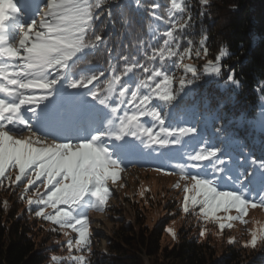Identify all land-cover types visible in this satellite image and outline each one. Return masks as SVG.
Returning <instances> with one entry per match:
<instances>
[{
	"label": "snow or ice",
	"instance_id": "6c2138e0",
	"mask_svg": "<svg viewBox=\"0 0 264 264\" xmlns=\"http://www.w3.org/2000/svg\"><path fill=\"white\" fill-rule=\"evenodd\" d=\"M200 2L207 6L209 0ZM112 3L113 0H0V186L5 179L12 185L26 180L27 193L43 178L44 193L36 187L33 196L22 194L20 199L26 200L29 209L39 208L37 217L78 233L75 243L71 238L66 242L71 264H88L87 257L72 255V249L91 253L88 210L106 209L113 193L109 181H117L122 164L130 163L143 149L155 152L181 145L185 137L201 136L199 125L179 126L187 123L180 116L184 111L180 101L192 92L190 86L201 75L219 77L224 67L221 61L229 55L222 45L215 59L207 60L202 70L183 64L185 76L179 79L178 87H173L169 62L175 66L173 57L182 61L192 51L197 58L202 53L207 56V36L199 40L195 49L193 41L188 40L189 47L180 51L183 33L192 27L193 20L187 0L183 4L181 0H170V7L166 0V14L156 11L160 7L157 3L146 7L142 0H131L133 8L165 22L167 27L160 34L163 44L152 47L149 54L140 47L146 42L140 41L137 52L143 51V62L129 53L118 56L113 63L114 49L95 29L102 14L97 10L108 8L110 18ZM133 23L134 18L122 11V28ZM156 37L157 31L153 30L151 39ZM102 45L108 53V69L99 73L91 66L74 70L78 62ZM141 69L146 75L138 79L136 70ZM105 71H111V75L104 87L89 88ZM226 82L239 86L233 71H229ZM142 118H150L151 126H146L149 120ZM25 131L28 136H23ZM215 131L226 142L223 147L203 139L199 150L182 153L181 159L187 157V161L176 166L182 179L192 181L183 189V211L190 214V201L192 210L198 205L205 220L229 207L238 209L241 216L227 219H243L249 205L264 206V160L245 152L233 161L229 154L231 140L223 125ZM16 169L13 180L11 171ZM189 169L198 171L191 174ZM190 191L194 192L191 196ZM4 207L7 208L6 201ZM45 207L55 213L46 212ZM231 226L219 224L220 229ZM168 231L175 238V230ZM199 235L204 237L205 230L201 229ZM258 242L264 243V228L253 231L244 247L255 248ZM229 243L235 241L230 239ZM50 259L57 262L62 258L53 255Z\"/></svg>",
	"mask_w": 264,
	"mask_h": 264
},
{
	"label": "trees",
	"instance_id": "16d2710c",
	"mask_svg": "<svg viewBox=\"0 0 264 264\" xmlns=\"http://www.w3.org/2000/svg\"><path fill=\"white\" fill-rule=\"evenodd\" d=\"M152 3L160 5L158 9L161 14L166 13L165 0H143L146 7ZM181 3L183 4L184 0H181ZM187 3L193 20L192 27L183 33L181 46L189 47L187 41L191 40L192 48L195 49L199 46V40L206 35V47L209 50L206 57L211 58L209 60H214L222 45L229 55L221 61L224 67L219 77L209 74L201 75L195 85L190 86L192 92L184 98L185 104L198 113L200 118H197L198 123L204 125L207 131L201 130V136L195 139L185 137L181 145L174 147L159 149L155 152L143 149L147 159L144 162L160 170H177V165L187 161V157L181 159V154L199 150L203 139L210 140L214 145L219 140L220 144L215 145L216 147L225 145L221 141V134L215 131L221 125H223L224 133H227L231 140L229 154L233 161L238 160L246 151L254 157L264 155V132L254 129L250 122L256 114L260 99L264 97V0H209L207 6H202L200 0H187ZM167 6L170 7V4L167 3ZM120 8L122 10L118 11L133 17L134 23L131 27L122 28L121 14L114 11L109 28H114L116 32L121 29V34L132 31L129 33L130 37L126 38L127 44L124 42L126 39L121 42L122 53L125 52L126 45L136 42L134 53L129 49L126 53H131L142 62L144 61L143 51L137 52L139 42H146L140 47L151 53L152 47H157L156 40L161 38L160 34L164 31H160L155 40L150 39L146 35L148 30L143 27L145 23H151L148 13L136 12L128 8L124 2ZM187 18L185 13L184 19ZM103 49L88 54L85 58L87 64H84V67L91 66L96 73L108 69V58L105 57L107 51L104 53ZM120 54V51L115 50L113 63H116ZM105 58L106 61H104ZM229 71L235 73L239 86L226 82ZM105 75L110 77L111 72ZM248 144L249 149H247ZM161 153L164 155L162 156ZM152 155L156 158L154 159ZM197 171L189 169L190 173L195 174ZM4 202V198L0 196V264H55L47 251L34 239L32 229L24 216L19 215L16 210L5 208ZM143 223L141 218H137L138 226ZM162 231L161 225L153 229L139 228L137 230L132 225L121 224L115 232V242L109 245L112 255L106 256L102 264H140L141 259L137 252L149 257H158L160 264H245L248 262L244 260L240 247L229 245L223 253L216 256L211 240H203L194 234H185L170 248L161 247ZM262 259L252 260L247 264H264Z\"/></svg>",
	"mask_w": 264,
	"mask_h": 264
},
{
	"label": "rangeland",
	"instance_id": "374dc122",
	"mask_svg": "<svg viewBox=\"0 0 264 264\" xmlns=\"http://www.w3.org/2000/svg\"><path fill=\"white\" fill-rule=\"evenodd\" d=\"M123 2L128 8L133 9L136 12H143L133 8L131 6V0H113V3L110 5L112 13L111 17L113 16L114 11L119 15L121 14L122 11L118 10H122L120 6ZM167 3L170 4V0H167ZM108 10V8L97 10V14L102 13L100 20L95 25L97 33L103 35L106 39L107 46L114 49L113 55H115V50L120 51V55L129 54L126 53L127 49L134 53V44H136V42L131 45H126V47H124L125 52L123 51L124 53H122L123 47L121 42L127 37H130L129 33L132 31L121 34V29L116 32L114 28H109L112 24V20L111 17L109 18L107 15ZM156 11L161 14L159 9ZM109 19L111 20V23H109ZM150 19L151 23H145L143 27L148 30L146 35L151 39V33L153 30H156L158 35L160 31H165L167 25L163 20L155 21L152 17H150ZM135 32L137 31L135 30ZM135 32L133 34H135ZM127 40L128 39L124 41L126 44ZM156 43L157 47L161 46L163 44V38L161 37L159 40H156ZM180 44L182 43L180 42ZM183 46L180 47V51H183L185 48ZM101 49H103L104 53L106 52L104 46H100L98 50ZM105 57L108 58L107 52L105 53ZM172 59L175 61V66L171 65V61L169 62L170 75L173 76V87H178L179 79L182 76H185L182 68L183 64H193L196 65L198 69L202 70L203 65L211 58H207L203 53L197 58L195 51H192L189 55H186L182 61L179 57H173ZM104 61H106V58ZM84 64H87L86 59L78 62L74 70L86 69ZM118 67L122 68L123 65L120 64ZM136 71L138 79L143 78V75H146L142 74V69ZM107 73H109V71H105V74ZM187 76H191V73H188ZM108 78L109 76L106 77V75L100 77L99 81H93V84L88 85V87L102 89ZM122 79H127V77H123ZM128 98H130V95ZM184 98L180 101V105L184 109V111L180 113V116H183L187 120V123H180L179 126L199 125L200 131H205L206 128L203 127L204 125L198 123V113L194 112L191 106L185 104ZM144 119L149 120V123L146 124V126H151L150 118H142V120ZM250 122L254 129L264 132V97L260 99L256 114L251 118ZM165 123L167 125V121ZM157 130L158 129H154V132ZM221 141L226 143L222 138ZM219 144L220 141L217 140L215 145ZM174 146L175 145H172L170 147ZM223 146L224 145H221L219 147ZM249 148L250 145L248 144L247 149ZM148 150L149 149H146V151ZM144 152L145 151H143L142 158L146 159ZM253 153L254 150L252 149V155ZM152 156L154 159L156 158L154 155ZM140 158L141 157L138 156L135 159H131L132 161L130 163L126 161L121 165L123 171L120 172L117 181L114 184L109 181L113 193L108 199V206L106 209L104 211H97L94 209L88 210V231L90 232L91 253H89L87 249H81L78 251L73 248L72 255H83L87 257L88 264H102V260H104L106 256L112 255L109 250V245L115 242V232L117 231V228L120 227L121 224H129L134 226L137 230H139V228L153 229L158 225H161L163 231L160 238V245L161 247L168 248L174 243H177L187 233L201 237L199 232L201 229H204L205 236L201 237V239L211 240L216 256H219L224 252L227 246L231 245L241 248L245 261L249 262L259 258H263L262 260H264V243L258 242L255 248H252L251 246L244 247L245 242L251 239V233L253 231L264 228V206L253 208L249 205L247 207V214L243 216V219L232 220L227 219V217L241 216L239 210L234 207L226 209L222 208L215 213V217L220 218L219 221H217L215 217L205 220L203 215L199 213V206H195V211H193V206L189 201L190 214L185 213L183 211V206L186 193L183 189L186 184L191 185L192 181L182 179L181 173L178 170L157 171V169L153 168L151 164L143 162ZM255 158L257 160H264V155L261 154ZM17 171L18 169L11 171V177L13 180L15 179ZM7 174L8 173L6 172V175ZM42 181L43 178L38 180L36 185L30 186L27 193H24V184L26 183V180H23L22 182L18 181L15 185H12L9 180L5 179L3 186H0V196L7 202L8 208L16 210L19 215L24 216L32 229L34 239L45 251H47L48 256L51 257L56 255L62 258L60 261L54 262L55 264H71V261L68 260L69 250L66 242L71 238L73 243H75L78 233L69 228L61 229L59 225H55L51 221H46L41 217H37L35 212L38 211L39 208L32 206V208L29 209L26 200L20 199L22 194L25 196H33L36 187H39L40 192L44 193L46 189L43 188ZM177 183L180 184L179 188L176 187ZM193 194V191L188 193L189 196ZM44 210L48 213H55V210L50 207H45ZM137 218H141L144 223L138 226V224H136ZM220 223H224L225 225L231 224L232 226L230 228L225 227L224 229H220ZM170 228L175 230V238L169 233L168 229ZM53 229L55 230L53 231ZM65 233H68V235H65ZM230 239H233L235 243H229ZM137 253L141 259L140 264H160L158 262V257H149L143 253Z\"/></svg>",
	"mask_w": 264,
	"mask_h": 264
},
{
	"label": "bare ground",
	"instance_id": "6f19581e",
	"mask_svg": "<svg viewBox=\"0 0 264 264\" xmlns=\"http://www.w3.org/2000/svg\"><path fill=\"white\" fill-rule=\"evenodd\" d=\"M33 130H35V129H33ZM29 135V133L27 132V131H25L24 133H23V136H28ZM40 135H42V134H40Z\"/></svg>",
	"mask_w": 264,
	"mask_h": 264
}]
</instances>
